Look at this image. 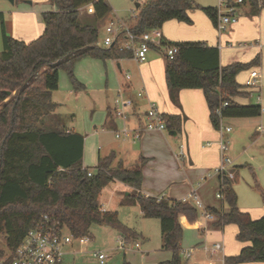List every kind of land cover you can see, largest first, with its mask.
Returning <instances> with one entry per match:
<instances>
[{
	"label": "trees",
	"instance_id": "1",
	"mask_svg": "<svg viewBox=\"0 0 264 264\" xmlns=\"http://www.w3.org/2000/svg\"><path fill=\"white\" fill-rule=\"evenodd\" d=\"M54 11L43 12L42 33L31 41L9 36L1 20L0 50V234L4 236L5 250L0 259L9 256L31 227L41 223L45 215L49 226L64 227L73 237L87 236L92 224L102 223L118 231L126 243L137 235L123 226L116 212L100 210V190L110 181H119L131 187L121 203L138 205L144 218L159 220L161 249L169 251L166 264H182L180 242L182 227L177 221L183 215L193 225L197 211L189 202L154 196L140 192L142 167L146 159L124 165L114 152L98 157L95 171L81 166L84 136L74 132L56 113L57 104L51 94L58 88L59 71H66L75 88L81 87L73 75V65L84 57L105 62L125 54L113 46L97 43L96 22L106 16L110 7L106 0H51ZM251 15L264 8V0H244ZM92 6L93 13L80 18V11ZM201 10L215 26L216 8L203 7L195 0H145L137 14L126 21L130 30L142 33L161 28L170 20L192 23L189 12ZM177 46L172 59H165L164 77L170 101L179 106L178 92L182 89L202 91L208 107L211 125L217 129L219 116L215 109L221 101V118H249L261 115V106L255 103L239 104L237 96L249 97L251 90L236 81V76L258 63L235 62L221 66L219 51L199 41L171 42ZM158 49V48H154ZM159 51H161L159 49ZM10 94L7 95L5 92ZM111 111L108 110L107 118ZM166 129L180 130L179 115H165ZM91 172L87 175V172ZM220 200L226 211L207 208L216 218L215 226H236L235 239L247 243L239 252L224 257L226 264H264V213L251 219L237 205L232 179L220 176ZM264 204V194L262 193Z\"/></svg>",
	"mask_w": 264,
	"mask_h": 264
},
{
	"label": "rangeland",
	"instance_id": "2",
	"mask_svg": "<svg viewBox=\"0 0 264 264\" xmlns=\"http://www.w3.org/2000/svg\"><path fill=\"white\" fill-rule=\"evenodd\" d=\"M26 1H30L31 4ZM144 1L106 0L110 11L106 16L96 22V28L99 32L97 39L98 45L103 46L102 40L105 36L104 27L109 20L119 19L125 22L129 21L138 12L135 4H142ZM195 1L203 7L217 5V0ZM54 10L55 6L51 0H14L13 3L7 0H0V12L5 14L9 29L13 25L14 14H20L22 16L33 14L37 15V18L42 21L41 15L43 12ZM193 14H203L207 18L201 10L195 9L190 11L189 16L192 23L177 22L187 29L191 28L184 32L185 35L183 37L188 36L193 39L190 31H193L194 28H201L200 23L193 18ZM86 15L87 13L84 8L80 11V18L84 19ZM239 15L236 27L238 29L243 26L246 19L251 18L249 21V33L230 34L229 32H225L226 34H224L227 35L228 43L232 45L239 43L246 45L259 44L263 47L262 51L253 49V47L249 50L232 49L229 50L227 57H224V65H229L235 62L250 63L255 57L262 55V72L259 67L249 66L238 73L236 80L240 85H243L249 71L252 69L260 70L264 78V35L261 34L263 31L258 28L256 16L259 14L251 16L246 15L242 11ZM213 30L216 34L215 27H213ZM1 48L0 20V50ZM161 58L164 59L163 56ZM126 69L129 71L128 74L131 80L139 79V72L132 63L129 65L121 63L120 68H118L116 62L112 59L102 62L97 59L84 57L76 61L73 65V75L77 82L81 84V87L75 88L70 82L66 71L60 70L58 88L51 94V100L57 104L55 111L60 116L64 125L84 136L81 166L92 172L95 171L94 168L97 164L98 157L103 158L111 152H114L117 156L113 164L121 158L123 163L128 165L134 159L130 153L139 150L142 144L139 140L133 138L116 139L113 134V128L109 127L106 122L108 110L112 112V108L114 107V99L117 95L116 90L120 87L118 83L124 82V75L127 73ZM257 95L260 96V100H257ZM132 99L134 100V98ZM248 100L261 106L262 112L260 116L241 118L239 121L222 118L221 125L223 127H230L231 129L227 139V156L231 161V166L235 165L232 169L234 179L231 181L237 195L238 208L248 214L249 212L245 209H251L250 213L254 214L252 209H264L262 201V193L264 194V136L257 133L258 125L264 128V79H261L260 92L252 94ZM129 118L136 120L132 117ZM114 120L117 124L116 128L119 129L121 126L120 119L116 118ZM217 132L219 133V130ZM165 139L167 143V145L163 144L165 145V149L154 143L159 147V150L156 151L157 154L155 156H152V165L149 162L150 160H148V165L143 167V187L148 189L147 191L153 195L164 196L168 193V187L178 184L175 189L176 191L171 192L174 199L185 196L192 188L196 187V193L203 205L207 208H214L220 211L222 206L220 198L216 197L218 190H214L213 177L216 176L214 173L215 168L220 166L221 154L219 153V164L215 168L205 171L200 175H197V172L192 176L187 175V180L189 179L190 182L186 183L187 189L183 190L181 189V184H183L186 178L185 173L179 171L178 174L171 171L173 164L178 167L177 162L172 158V153H176L180 144L183 143L181 133L179 132L176 136L166 134ZM126 148L131 152L124 154L123 152ZM165 150L169 152L170 156L168 155L166 157ZM144 156L146 158L149 157L148 155ZM166 159H170L172 163ZM165 162L167 163L166 165L164 164ZM180 163L182 169L185 170L187 168V165H185L186 161ZM204 177H206L204 183L197 186V182H200V179ZM124 186L119 181L106 183L99 192L98 201L106 210L116 212L119 222L136 233V239L131 242H126L124 248L121 249L118 247L120 237L117 230L102 223H94L89 228L88 237L90 240L87 243L79 244L73 241L71 246L64 248V251L69 253L63 255L61 264H99L97 258L93 255L98 251L104 252L108 256L104 264H166V260L171 258L169 251L160 249L159 220L156 218L142 217L138 205H125L121 203L123 196L131 191V189L127 191ZM191 205L197 211V219L193 225L189 224L183 215L177 217V221L182 227V238L180 242L181 263L191 264L193 261H197L200 264H223L221 254H210L199 249L193 250V248H197V246L203 243L211 245L214 242H222L224 256L230 257L236 255L240 248L245 245V243L235 239L236 226L233 224L225 225L223 228L215 226L216 218L214 216H212L210 221H206L203 210L193 204ZM223 208L227 209V206L223 205ZM135 243H138V248H135ZM0 249L7 252L2 234H0ZM189 249L193 250L192 254L189 258H185L182 253Z\"/></svg>",
	"mask_w": 264,
	"mask_h": 264
},
{
	"label": "crops",
	"instance_id": "3",
	"mask_svg": "<svg viewBox=\"0 0 264 264\" xmlns=\"http://www.w3.org/2000/svg\"><path fill=\"white\" fill-rule=\"evenodd\" d=\"M212 7H215V6H212ZM260 10L257 13L259 15L256 14L257 15L256 17H257V22H258V28H260L261 31H263V33L261 32V34L264 35V8H262L261 11ZM242 11L246 15H251L249 11V6L247 4H243L240 7L239 14ZM1 17L4 22L6 33L9 36L15 39H18V40H23L26 42L31 41L35 39L36 37H38L42 33L43 28H44L43 22L37 18V15L26 14L25 16H22L20 14H14L13 22H12L13 25L10 26V29L7 26V23H6L7 18L5 14L0 12V18ZM193 18L196 21H198L201 25L200 29L194 28L193 31H190V33H192L191 35H193V39L188 36L183 37V35H185L184 32L190 30L191 28L187 29L181 26L180 23H177V21L175 22V20H170V21L165 22L163 26L160 28L164 38L170 42H182L186 40L199 41V42L204 43L207 46H213V47H217L218 42H220L221 49L219 50V63L221 66H225L224 65L225 61L223 59L224 57H227L229 50L237 49L234 47L229 48L226 46V43H228L227 41L228 38H227V35H225L226 34L225 32H229L230 34L231 33L240 34L244 32V34H247L249 33V29H250L249 21L251 20V18L246 19L243 26L239 29L236 28L238 24L237 22L235 25L230 26L222 34H218L217 32L215 34L214 33L215 31L213 30V25L210 23V21L207 18H205V16H203V14H193ZM252 47L253 49H256L259 51H262L263 49V47L259 44H252L251 46L244 48V49L249 50ZM161 56H162L161 51L151 50L148 53L147 60L140 64H137L127 58H118V59L112 58V60L116 62V66L118 68H120L121 63H125L126 65H129L132 63L139 72V79L137 80L135 79L131 80V78L129 80L124 79L123 83H118V86L123 88L124 94L126 96L134 98L135 106L133 109L128 110L129 117L136 119L134 120V119L129 118L128 123L131 127H136L138 122L142 121V119L140 118V115L145 111L148 100L155 102L157 104L159 111L162 114L180 116L181 118L180 130L176 134H178L179 132L181 133V139L183 142L182 144H184L185 146L186 158L184 161H179L176 157L177 152L172 153L173 155L172 158L175 159V162H177L178 167L173 164V168L171 169V171H174L175 173H178L179 171L185 173L186 178L184 179L183 184H181V189L184 190V189H187L186 183L190 182L189 179L187 180V175L192 176L193 174H195V172H197V175L203 174L205 171L211 170L212 168H215L219 164V160H220L219 142L221 139V134L218 133L217 129H215L210 123L208 107H207V104L205 102V99L203 97L201 90H198V89L180 90L178 92L179 106L174 105L170 101L166 83H165V77H164L165 59H162ZM262 59L263 57L262 55H260L258 57V63L255 65L256 67H259L261 72L263 71L262 70V67H263ZM126 72L129 73L128 70ZM261 79L262 80L264 79L263 75ZM246 80L247 78L245 79V81ZM245 81H244V84H245ZM138 90H143L144 94L141 98L137 99L135 95H136V91ZM248 98L249 97L237 96L234 98V101L239 104L252 103L248 100ZM114 119H116V117L113 115L112 112L110 114V117L106 119L107 124L109 125V127L113 128V130L117 126L116 121ZM229 119L232 121H239V119L241 118H229ZM168 132L169 131L167 129L163 132L140 131L138 137L133 138V139L139 140L140 143H142L141 146L139 147V150H135V152H131L129 151L128 148H126L123 152L124 154L131 152L130 155L133 156L134 159L129 164H132L133 162H135L139 157H143L146 159L143 167L145 165H148L149 162L151 164V161L153 160L152 156H155V154H157L156 151L159 150V147L156 144L160 145L162 148H164V146L167 145L165 136L166 134H168ZM229 133H227L226 135L227 139H228ZM257 133L261 135V133L258 130H257ZM148 148H151V149H148ZM165 154H166V157L168 155L170 156L167 150H165ZM144 155H148L149 157L146 158ZM119 160L123 163L121 158ZM148 160L150 161L148 162ZM166 160L170 161V159H166ZM185 161H186L185 165H187V168L184 170L182 169L180 162L184 163ZM164 164L166 165L167 163L165 162ZM234 166H230L231 168H229V171L232 173V178H231L232 180L234 179V175L232 172V169ZM143 167H142V170H143ZM143 175L144 174L142 172V182L144 178ZM213 178H214V190L219 191L220 184H219L218 175L214 176ZM205 180H206V177L200 179V182H197V186L204 183ZM142 182L140 186V192L145 196H154L157 198L162 197V198L172 199V200L180 199L179 197L174 199L171 193V192L176 191L175 189L178 186V184H174L171 187H168V193L166 195L159 196V195H153L151 192L147 191L148 189H145V187H143ZM121 184L123 186L125 185L124 187L125 189H127V191L131 189V187H129L128 185L123 184V183ZM194 188L196 189V187ZM220 202L222 206L220 211H226V209L223 208L224 204L222 203L221 200ZM100 206L101 208H103V210H106L104 207H102L101 204ZM245 210L249 212V216L251 217V219H257L259 218V216H261V214L264 213V209H256V208L252 209L254 211V214L250 213L251 209H245ZM206 221H210V220H206ZM246 244L247 243H245V245ZM66 253H69V252L64 251V254ZM223 253H224V249H223V252L215 253V254H219V255L221 254V261L223 264H226L224 262V257H226V255L224 256ZM191 264H200V263L197 261H193V263Z\"/></svg>",
	"mask_w": 264,
	"mask_h": 264
},
{
	"label": "built area",
	"instance_id": "4",
	"mask_svg": "<svg viewBox=\"0 0 264 264\" xmlns=\"http://www.w3.org/2000/svg\"><path fill=\"white\" fill-rule=\"evenodd\" d=\"M245 4L244 0H217L216 8V22L215 29L218 34H222L230 26L235 25L238 22L239 9ZM87 14H92V6L85 7ZM104 38L102 45L105 47H114L118 52L125 55L121 58H127L137 64L143 63L147 60L148 53L151 50H162V54L172 59L173 55L177 52V46L166 40L161 32V29L154 28L146 30L142 33L132 32L127 22L119 19L109 20L104 27ZM229 48L244 49L251 45L236 44L232 45L226 43ZM158 49H154V48ZM218 51L221 49V43L218 42L216 47ZM124 78L130 79V76L125 73ZM261 72L258 69H252L248 73L245 86L251 90L252 94H257L261 89ZM116 98L114 99V107L112 108L113 115L120 119V128H115L113 131L116 139L137 138L140 131L147 132H163L166 130V124L163 119V114L159 111L157 104L153 101L147 102L145 111L140 115L142 121L138 122L136 127L129 126V115L127 110L134 108V100L124 94L123 88L119 87L116 90ZM143 90L136 92V97L141 98L143 96ZM257 100H260V96L257 95ZM227 105V101H221L218 108L215 109V114L219 116L218 128L221 134L219 142V150L221 154L220 166L215 168L214 173L216 175H226L228 178H232V173L229 171L231 161L227 156L228 140L226 138L227 133L230 132V127H223L221 125L220 108ZM262 112V110H261ZM139 120V119H138ZM257 130L264 136V128L258 125ZM176 157L179 161H184L186 158L185 146L180 144ZM91 172H87L90 175ZM209 176V175H208ZM216 197L222 198L220 191L216 194ZM162 198V197H160ZM158 198V199H160ZM181 202H189L197 208L203 210L204 218L206 220L212 219V215L207 208L203 205L196 189L192 188L191 191L179 199ZM100 210L104 211L103 208ZM49 220L44 215L41 223L31 227L25 233L20 244L9 256H5L0 259V264H61L62 257L64 255V248L73 243V241L79 244L87 243L90 238L87 236L73 237L67 229L64 227L49 226ZM125 242L119 238L118 247L123 249ZM138 243H135V248H138ZM206 253L215 254L223 252V245L221 242H214L211 245L202 244L197 248ZM192 249L183 252L185 258H189L192 254ZM94 257L97 258L99 264H104L107 255L104 252H95Z\"/></svg>",
	"mask_w": 264,
	"mask_h": 264
},
{
	"label": "water",
	"instance_id": "5",
	"mask_svg": "<svg viewBox=\"0 0 264 264\" xmlns=\"http://www.w3.org/2000/svg\"><path fill=\"white\" fill-rule=\"evenodd\" d=\"M8 2H10V3H13L14 2V0H7ZM27 3H31L30 1H26ZM135 6L138 8V6H139V3H136L135 4ZM7 95H9L10 93L8 92V91H6L5 92ZM168 134L169 135H171V136H175L176 135V133L175 132H168Z\"/></svg>",
	"mask_w": 264,
	"mask_h": 264
}]
</instances>
